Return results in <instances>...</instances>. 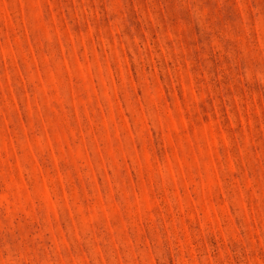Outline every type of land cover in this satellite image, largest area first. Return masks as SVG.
I'll return each mask as SVG.
<instances>
[{
	"label": "rangeland",
	"instance_id": "1",
	"mask_svg": "<svg viewBox=\"0 0 264 264\" xmlns=\"http://www.w3.org/2000/svg\"><path fill=\"white\" fill-rule=\"evenodd\" d=\"M0 264H264V0H0Z\"/></svg>",
	"mask_w": 264,
	"mask_h": 264
}]
</instances>
